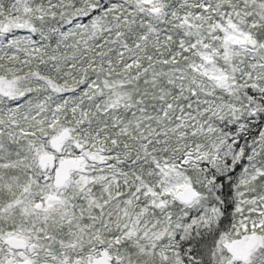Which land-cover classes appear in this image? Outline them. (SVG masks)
Here are the masks:
<instances>
[{
    "label": "snow or ice",
    "instance_id": "snow-or-ice-1",
    "mask_svg": "<svg viewBox=\"0 0 264 264\" xmlns=\"http://www.w3.org/2000/svg\"><path fill=\"white\" fill-rule=\"evenodd\" d=\"M0 264H264V0H0Z\"/></svg>",
    "mask_w": 264,
    "mask_h": 264
}]
</instances>
